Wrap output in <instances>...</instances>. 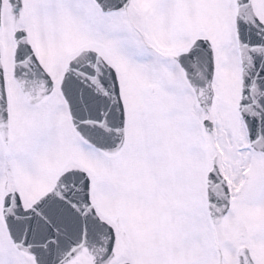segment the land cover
Masks as SVG:
<instances>
[{"label": "snow or ice", "instance_id": "1", "mask_svg": "<svg viewBox=\"0 0 264 264\" xmlns=\"http://www.w3.org/2000/svg\"><path fill=\"white\" fill-rule=\"evenodd\" d=\"M0 264H264V0H0Z\"/></svg>", "mask_w": 264, "mask_h": 264}]
</instances>
